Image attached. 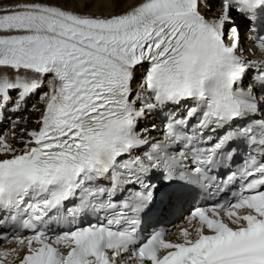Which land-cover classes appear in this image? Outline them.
<instances>
[{"label": "snow or ice", "instance_id": "snow-or-ice-1", "mask_svg": "<svg viewBox=\"0 0 264 264\" xmlns=\"http://www.w3.org/2000/svg\"><path fill=\"white\" fill-rule=\"evenodd\" d=\"M205 6L0 0V264H264V0Z\"/></svg>", "mask_w": 264, "mask_h": 264}, {"label": "bare ground", "instance_id": "bare-ground-1", "mask_svg": "<svg viewBox=\"0 0 264 264\" xmlns=\"http://www.w3.org/2000/svg\"><path fill=\"white\" fill-rule=\"evenodd\" d=\"M215 3H216V0H209V4L211 5V8L213 9V11L215 10ZM201 10H202V11L205 13V15L208 16L209 18H211V16L213 15V11H208V7H207V6L203 7ZM24 116H25V118H27L29 121H32V120L35 119V116L32 115V114H29V113H24ZM28 126L31 128V127H35L36 125L30 123ZM17 131H19V129H17ZM7 247H9V246H7Z\"/></svg>", "mask_w": 264, "mask_h": 264}]
</instances>
